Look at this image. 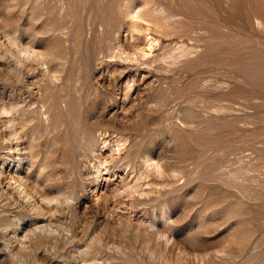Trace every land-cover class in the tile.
<instances>
[{"label":"rangeland","instance_id":"rangeland-1","mask_svg":"<svg viewBox=\"0 0 264 264\" xmlns=\"http://www.w3.org/2000/svg\"><path fill=\"white\" fill-rule=\"evenodd\" d=\"M0 264H264V0H0Z\"/></svg>","mask_w":264,"mask_h":264}]
</instances>
